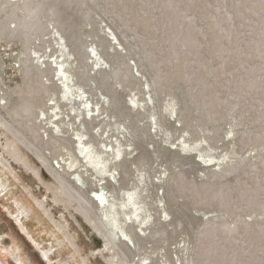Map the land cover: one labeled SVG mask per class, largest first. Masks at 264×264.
I'll return each instance as SVG.
<instances>
[{"label":"rangeland","instance_id":"1","mask_svg":"<svg viewBox=\"0 0 264 264\" xmlns=\"http://www.w3.org/2000/svg\"><path fill=\"white\" fill-rule=\"evenodd\" d=\"M54 25L72 47L87 55L97 44L107 60L99 72L82 55L80 79L96 91L88 92L94 101L100 92L111 100L102 116L112 131L125 125L122 140L132 150L119 175L124 181L141 173L162 177L149 189L153 202H165L166 211L153 210L161 223H148L151 233L159 230L141 238L127 259L161 250L177 253L175 264H264V0H0V114L51 161L59 150L55 140L40 139L44 123L37 115L48 108L49 94L59 92L55 84L45 92L41 83L50 68L39 75L35 56L59 54ZM149 90L154 106L143 107L142 100L137 108V98L150 103ZM102 116L97 121L104 125ZM6 139L13 141L0 125V143ZM17 144L43 182L20 163L11 162L15 175L0 164L2 244L20 247V264H50L16 224L21 200L31 208L23 223L43 249H52V264H107L96 254L104 240L74 212L76 202L55 203L58 182ZM96 189L90 185L84 195ZM63 224L80 252L58 229ZM1 248L2 262L17 264Z\"/></svg>","mask_w":264,"mask_h":264},{"label":"bare ground","instance_id":"2","mask_svg":"<svg viewBox=\"0 0 264 264\" xmlns=\"http://www.w3.org/2000/svg\"><path fill=\"white\" fill-rule=\"evenodd\" d=\"M16 26L17 24L12 28V31L17 29ZM54 26L56 27L55 34L58 36L54 35L59 54L53 60H50L45 52L39 54L35 51V53H38L35 56L37 58L36 65L38 64L36 71L43 77L46 76L45 72L50 68L51 76H46L45 82L41 83V85L43 84L45 92H48V86L55 84L53 89H57L59 94L61 93V97L59 94H49L47 98L49 102L46 104L48 108L42 109L37 117L41 113L44 123L42 126L43 134L40 136V139L47 143L50 140H55V147L59 151L56 154L52 153L51 161L47 154L36 146L34 141H30L28 137L26 138L23 133H20L5 118V115L0 114V125L9 131L13 137L12 142L6 139L4 143H0L5 155L0 157L2 169L15 175L11 163L15 161L17 164L20 163L24 166L35 178L43 182L40 171L38 168L30 165L27 156L19 149L17 143L24 146L28 152L34 154L59 184V189L52 190L54 202L57 204L60 202L65 208L67 206L73 207V202H76V206L73 207L74 212L81 216L104 240V248L99 249L96 254L100 253L102 259L107 264H157L160 257L164 258L163 260L160 258L163 262L161 264H175L174 259L178 260L177 253H175L173 258L172 256H167L161 250L146 252L143 257L137 260L127 259L128 253L134 254V252L136 253L139 250L141 238H147L149 233L152 234L159 230H152L151 233L149 229L150 224L148 223L150 221H157L153 213L155 208H161L162 211H166L165 202L161 197L153 202V197L150 198L149 189L155 181H160L162 177L159 175L157 179H154V176L150 173H141L139 178L130 176L124 181L122 175H119L117 171L118 166L122 169V162L126 158V154H129L132 150L129 143L125 142V125H117L115 127L116 132L112 131L110 128L111 122L106 119L107 114L102 116L106 112L107 106L110 105L111 100L107 99L100 92L102 99L98 96L97 101H94L88 92L97 95L96 91L92 93V86L90 84H88V88H85L86 84L80 79L82 75L86 74V64L81 65L80 59L82 55L85 58H92L96 66H98L99 72L102 69H106L107 66L104 64L107 63V60L104 58L103 53L98 50L97 44L93 50L87 51L86 55L81 50L72 47L66 36L62 33V29L58 25ZM118 43L120 44V42ZM90 53L93 55L90 56ZM81 67L84 70H81ZM136 69L137 71L139 70L138 68ZM90 79L93 80V77L90 76ZM93 83L94 87H97L94 80ZM150 91L148 92V99L151 104L148 103L147 98L132 99L137 108L141 107L140 102L142 100L146 102L145 104L143 102V107L154 106L153 96ZM113 98L116 100L114 96ZM67 105H69V108L66 110ZM23 107V110L27 112L29 109L28 105L25 104ZM12 111L17 112L16 109H12ZM100 116L105 120L104 125L103 121H97ZM107 127L108 129H106ZM122 137L125 140H122ZM121 156V160H118ZM211 160L212 158L208 157V162H206L215 165L216 162H212ZM85 173L91 176L95 175L94 179L96 183L90 182L91 178L86 177ZM67 174L69 175L68 179L64 178ZM72 175L73 177H71ZM16 176L13 177L16 178ZM2 182L3 180L0 177V187H3ZM71 182H74L75 186ZM90 185L97 186V189L93 190L92 196H85L86 188ZM16 204L15 215L12 213L11 215H14L20 232L38 249L42 248V256L52 264L50 260L52 249H43L44 247H41L40 242L29 232L25 223H23L22 216L29 212L30 206H27V209L21 200L16 201ZM38 204L40 203L38 202ZM51 221L56 222L54 218ZM160 221L156 223H161ZM65 224L61 225L62 227L58 229L63 231L68 243L80 252V249H77L74 238L66 232L65 229L68 230V226L66 225L65 228ZM137 228L139 229L137 230ZM2 239L0 235V246L2 247L0 248L9 254L17 264L22 263L19 255L21 252L20 247L13 244L8 248L2 244ZM105 250L108 252V257L104 253ZM83 259L88 261L86 257ZM0 264H4L1 259Z\"/></svg>","mask_w":264,"mask_h":264}]
</instances>
